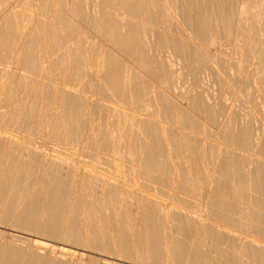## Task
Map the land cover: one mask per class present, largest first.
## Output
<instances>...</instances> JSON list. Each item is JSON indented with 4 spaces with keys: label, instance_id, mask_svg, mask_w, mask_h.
<instances>
[{
    "label": "bare ground",
    "instance_id": "6f19581e",
    "mask_svg": "<svg viewBox=\"0 0 264 264\" xmlns=\"http://www.w3.org/2000/svg\"><path fill=\"white\" fill-rule=\"evenodd\" d=\"M10 2L0 264H264V0Z\"/></svg>",
    "mask_w": 264,
    "mask_h": 264
},
{
    "label": "rangeland",
    "instance_id": "374dc122",
    "mask_svg": "<svg viewBox=\"0 0 264 264\" xmlns=\"http://www.w3.org/2000/svg\"><path fill=\"white\" fill-rule=\"evenodd\" d=\"M30 3L31 4L34 3V0H11V2L8 5H6V7H7L6 9L13 8L12 10L15 13H16V11L18 9L21 10L22 12H25L27 10L29 12V4ZM256 8L253 9L254 12H255ZM17 12L21 13L19 11H17ZM256 12H258V10ZM90 40L92 41L93 39H90ZM210 89L212 90V92H215V93L219 92V86L216 83H212ZM253 91H254V89H253L252 86L251 87H246V88H240V87H235V86L233 87V86L227 85L225 87L224 97H225V101L228 104H232L234 106H237L243 113L251 114L253 119L255 120L256 124L258 125V127L262 128L263 125H264V118H262L261 114H259V112L254 109V105L252 103H250V101H248V98L250 97V93H253ZM21 138H23V137H21ZM31 143L34 146H36L37 148H39V149H42V148L45 147L43 144L35 141L34 139L31 140ZM82 158H83V160H82ZM82 158L80 157V159L82 161H84V162L88 161L87 163H90L89 162L90 160H88L89 159L88 157H82ZM84 159H86V160H84ZM104 164H101V167H103V168H104V166L106 167V165H104ZM108 165H107L106 168H107L108 171H110V174H112V175H113V173H114V175H118L119 174V172H118L119 168L116 167V165H113V164H110V163H108ZM101 167H100V169H101ZM106 168L104 170L105 172H106ZM101 170H103V169H101ZM14 233L15 232H13V234ZM14 235L15 236H22L23 234L19 235V233L16 232ZM223 247L226 248V249H229V247H227L226 245H223Z\"/></svg>",
    "mask_w": 264,
    "mask_h": 264
}]
</instances>
